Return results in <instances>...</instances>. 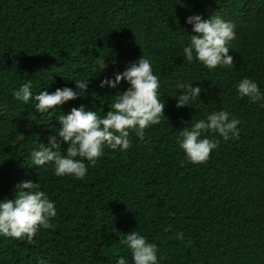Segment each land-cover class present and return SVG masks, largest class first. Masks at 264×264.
Here are the masks:
<instances>
[{
	"label": "trees",
	"instance_id": "16d2710c",
	"mask_svg": "<svg viewBox=\"0 0 264 264\" xmlns=\"http://www.w3.org/2000/svg\"><path fill=\"white\" fill-rule=\"evenodd\" d=\"M192 14L234 22V67L183 61ZM141 55L164 101L144 140L130 133L127 151L106 147L83 179L31 165L32 149L60 126L57 117L80 104L102 116L128 85L100 88V80ZM245 77L264 90V0H0V198L32 180L57 210L55 228L41 229L33 245L0 237V264H115L120 255L131 264L120 239L133 230L157 244L160 264H264V107L238 97ZM27 80L34 93L89 83L84 98L42 115L12 96ZM178 81L201 87L193 107L175 106ZM221 109L239 119L238 138L213 133L219 143L208 160L186 162L179 130Z\"/></svg>",
	"mask_w": 264,
	"mask_h": 264
},
{
	"label": "clouds",
	"instance_id": "9594fccd",
	"mask_svg": "<svg viewBox=\"0 0 264 264\" xmlns=\"http://www.w3.org/2000/svg\"><path fill=\"white\" fill-rule=\"evenodd\" d=\"M185 23L191 25V33H188V42L182 48L183 61H198L208 70L218 66L234 67L233 56L229 55L230 42L236 38L234 22L220 15H210L204 19L199 14H192L186 17ZM98 64L101 71L106 67L103 59ZM122 79L127 83V88L113 95L114 99L106 112L100 109L104 113L102 116L84 104L59 115L60 126L51 128L54 134L47 137L46 143L40 142L37 148L32 149L31 165L38 168L51 165L57 177L83 179L89 168L105 155L106 147L127 151L132 144L130 133L143 141L145 129L158 124L164 115V101L160 99L158 91L161 87L159 77L153 72L151 60L141 55L123 71L101 79L99 87L117 89ZM192 81L176 83L175 90H183L178 96L174 95L177 108L193 107V102L199 98L201 87L192 86ZM88 83L89 80H78L74 88L64 86L52 92L45 89L34 93L32 81L27 80L12 91V96L25 105L31 104L42 115L49 114V109L56 112L57 107L65 102L84 98ZM235 89L239 98L247 97L252 103L262 102L261 107H264V90L255 80L242 78ZM239 123L238 118L223 109L211 111L195 121L191 118L188 126L179 130L177 137L185 161L192 164L207 161L210 152L219 143L212 134H218L225 141L236 139L240 131L237 127ZM61 144H66V148L62 150ZM56 215L55 202L41 189L40 184L22 180L14 186L12 199L0 198V237L23 240L33 245L34 237L41 229L55 228L51 220ZM176 238L183 239V233L177 232ZM120 244L128 250L131 264H160L157 244L150 242L140 232L133 230L124 234ZM114 261L115 264H129L128 257L123 255L115 257ZM37 264H49V261L39 258Z\"/></svg>",
	"mask_w": 264,
	"mask_h": 264
}]
</instances>
